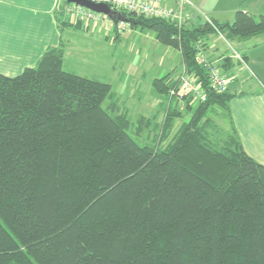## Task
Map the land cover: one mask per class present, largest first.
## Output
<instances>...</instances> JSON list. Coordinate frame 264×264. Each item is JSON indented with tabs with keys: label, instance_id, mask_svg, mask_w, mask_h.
I'll return each mask as SVG.
<instances>
[{
	"label": "trees",
	"instance_id": "trees-1",
	"mask_svg": "<svg viewBox=\"0 0 264 264\" xmlns=\"http://www.w3.org/2000/svg\"><path fill=\"white\" fill-rule=\"evenodd\" d=\"M120 15L179 51L207 99L167 105L182 74L154 78L164 119L134 129L111 84L63 69V45L0 74V264H264V165L234 127L236 95L216 91L197 62L210 35L264 37V15L181 28ZM219 110L227 129L210 116ZM146 128L147 143L130 134Z\"/></svg>",
	"mask_w": 264,
	"mask_h": 264
},
{
	"label": "crops",
	"instance_id": "crops-1",
	"mask_svg": "<svg viewBox=\"0 0 264 264\" xmlns=\"http://www.w3.org/2000/svg\"><path fill=\"white\" fill-rule=\"evenodd\" d=\"M190 1L194 4L189 8L193 24L204 21L205 16L220 24L232 23L239 10L253 14L264 8L252 0ZM66 5L64 0H0V74L18 76L24 69L35 67L48 48L65 45L63 35L72 28L63 24L69 22L64 13ZM225 43H232L235 49H228ZM202 45L201 53L220 67L229 93L236 95L230 102V112L245 151L264 165V37L229 41L224 35L215 34L204 39ZM234 52L244 58L245 64L233 58ZM227 57L231 60L225 63ZM223 63L225 70L221 68ZM181 68L185 72L182 62ZM248 72L255 75L258 83L251 84ZM246 85H251L249 92L243 91ZM161 101L163 120L167 106L166 101ZM168 101L171 106L185 105L170 95Z\"/></svg>",
	"mask_w": 264,
	"mask_h": 264
},
{
	"label": "rangeland",
	"instance_id": "rangeland-1",
	"mask_svg": "<svg viewBox=\"0 0 264 264\" xmlns=\"http://www.w3.org/2000/svg\"><path fill=\"white\" fill-rule=\"evenodd\" d=\"M252 1L257 7L264 6V0ZM258 11L249 14L255 17L264 15V8ZM200 14L203 18L204 14ZM192 19L193 17H189L187 20L188 26L194 25ZM73 21V17L72 19L69 17L68 23L74 24L70 25L72 27L70 33L63 35L65 43L63 69L111 84L115 100L127 113L134 129L142 117L161 122L159 103L163 98L156 93L151 83L154 78L163 77L171 72L174 73L173 77L182 74L180 52L161 45L151 30L132 29L124 21L117 25L111 20L88 25H84L83 22L75 24ZM226 46L230 50L235 49L232 43ZM251 78V84L258 81L253 74ZM250 86L246 85L243 91L249 92ZM110 102L108 99L104 107H108ZM210 116L217 124L227 129L224 111L212 112ZM189 119L190 116L185 115L183 119L178 120L172 134L174 135ZM148 132L146 128L141 138H137L132 129L130 134L144 144L149 138Z\"/></svg>",
	"mask_w": 264,
	"mask_h": 264
},
{
	"label": "built area",
	"instance_id": "built-area-1",
	"mask_svg": "<svg viewBox=\"0 0 264 264\" xmlns=\"http://www.w3.org/2000/svg\"><path fill=\"white\" fill-rule=\"evenodd\" d=\"M96 3H103L110 7L111 10L119 14H132L145 18H156L171 21L178 27L187 25L189 20L190 7L194 4L190 0H91ZM64 13L71 19L73 17L75 24L83 22L88 24H101L112 19L101 13H96L76 4H67ZM205 20L212 23L205 16ZM74 24V23H73ZM233 58L240 63L245 64L244 58L238 53H233ZM197 62L203 66L209 74L213 88L218 92H226L228 89V81L223 75L220 67L211 62L204 54L199 51ZM170 97L180 102L187 97H193L196 101L205 102L207 97L202 88L198 84V78L185 71L181 75L179 84L170 90Z\"/></svg>",
	"mask_w": 264,
	"mask_h": 264
},
{
	"label": "water",
	"instance_id": "water-1",
	"mask_svg": "<svg viewBox=\"0 0 264 264\" xmlns=\"http://www.w3.org/2000/svg\"><path fill=\"white\" fill-rule=\"evenodd\" d=\"M68 4H76L78 6L87 8L96 13H101L109 16L112 19L119 18V20L125 21L119 13L110 9V7L103 3H96L91 0H65Z\"/></svg>",
	"mask_w": 264,
	"mask_h": 264
},
{
	"label": "bare ground",
	"instance_id": "bare-ground-1",
	"mask_svg": "<svg viewBox=\"0 0 264 264\" xmlns=\"http://www.w3.org/2000/svg\"><path fill=\"white\" fill-rule=\"evenodd\" d=\"M78 6V5H77ZM81 7V6H80ZM84 8V7H83ZM85 9H87V8H85ZM89 10V9H88ZM94 12V11H93Z\"/></svg>",
	"mask_w": 264,
	"mask_h": 264
}]
</instances>
